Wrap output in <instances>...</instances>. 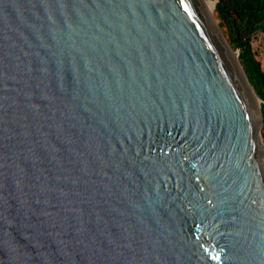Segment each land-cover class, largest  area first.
<instances>
[{
    "label": "water",
    "instance_id": "1",
    "mask_svg": "<svg viewBox=\"0 0 264 264\" xmlns=\"http://www.w3.org/2000/svg\"><path fill=\"white\" fill-rule=\"evenodd\" d=\"M222 37L202 0H0V264H264Z\"/></svg>",
    "mask_w": 264,
    "mask_h": 264
},
{
    "label": "trees",
    "instance_id": "2",
    "mask_svg": "<svg viewBox=\"0 0 264 264\" xmlns=\"http://www.w3.org/2000/svg\"><path fill=\"white\" fill-rule=\"evenodd\" d=\"M215 1L213 12L218 27L230 48L238 51L237 60L261 101L260 113L264 126V73L254 57L251 46V37L257 32L264 31V0Z\"/></svg>",
    "mask_w": 264,
    "mask_h": 264
},
{
    "label": "rangeland",
    "instance_id": "3",
    "mask_svg": "<svg viewBox=\"0 0 264 264\" xmlns=\"http://www.w3.org/2000/svg\"><path fill=\"white\" fill-rule=\"evenodd\" d=\"M212 1L213 2L208 1L207 3H209L210 6L213 7L212 8V13H213L212 15H213L214 20L217 23V20L215 18V13L213 12L214 0H212ZM217 27H218V24H217ZM218 29H219L221 35L223 36V33H222L221 29L219 27H218ZM223 38L225 39L224 36H223ZM225 41H226V39H225ZM251 46H252V51H253L254 57H255L256 61L260 64V68H261V70L264 73V31L263 32H257L251 37ZM235 52L236 51H233V53H235ZM259 134L263 138L264 126H263L262 119H261V122H260Z\"/></svg>",
    "mask_w": 264,
    "mask_h": 264
},
{
    "label": "bare ground",
    "instance_id": "4",
    "mask_svg": "<svg viewBox=\"0 0 264 264\" xmlns=\"http://www.w3.org/2000/svg\"><path fill=\"white\" fill-rule=\"evenodd\" d=\"M202 1H203L204 5H205V7H206V9H207V11H208V13H209V15L211 16V18H212L214 24H215L216 27H217V23H216V21L214 20L213 15H212V14H213V13H212V8H213V7H211L210 4L207 3V1H205V0H202ZM217 29H218V27H217ZM218 31H219V29H218ZM219 33H220V31H219ZM220 35H221V33H220ZM221 37H222V35H221ZM222 38H223V37H222ZM223 40H224V42H225V44H226V46H227V48H228L230 54L232 55V57H233V59H234L236 65L238 66V68L240 69V71H241V73H242V75H243V70L241 69V66L239 65V63L237 62V59H236V53H233V51L230 49V47H229L228 44L226 43L225 39H223ZM243 78L245 79V82L247 83V85H248L250 91L252 92V94H253V96H254V98H255V100H256L257 107H258V111H259V121H258V125H260V120H261V119H260V102H259V99H258V97L255 95V93L253 92L251 86L249 85V83H248V81L246 80V78L244 77V75H243ZM257 127H258V126H257ZM261 158H262V161H263V164H264V151H263L262 149H261Z\"/></svg>",
    "mask_w": 264,
    "mask_h": 264
}]
</instances>
